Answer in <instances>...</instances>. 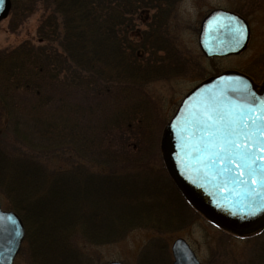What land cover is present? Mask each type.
<instances>
[{"label": "trees", "instance_id": "trees-1", "mask_svg": "<svg viewBox=\"0 0 264 264\" xmlns=\"http://www.w3.org/2000/svg\"><path fill=\"white\" fill-rule=\"evenodd\" d=\"M178 1L13 6L21 19L42 10L38 43L0 54V101L27 146L0 149V194L21 217L33 264H87L81 243H118L136 228L168 232L196 218L162 163L143 91L189 67L168 20ZM58 158L69 166L52 168ZM258 236L246 264H264V232ZM149 254L143 264H170L162 249Z\"/></svg>", "mask_w": 264, "mask_h": 264}, {"label": "water", "instance_id": "water-1", "mask_svg": "<svg viewBox=\"0 0 264 264\" xmlns=\"http://www.w3.org/2000/svg\"><path fill=\"white\" fill-rule=\"evenodd\" d=\"M10 7L11 0H0V22ZM249 37L242 17L217 8L202 19L198 45L207 58H222L241 54ZM261 118L264 79L258 85L242 72L225 70L189 90L161 133L163 163L182 196L212 224L237 236L264 229ZM232 140L240 148L221 151ZM241 155H247V166L238 168L237 164L243 165ZM24 232L20 217L0 204V264H14ZM171 246L173 264H200L184 239Z\"/></svg>", "mask_w": 264, "mask_h": 264}, {"label": "rangeland", "instance_id": "rangeland-1", "mask_svg": "<svg viewBox=\"0 0 264 264\" xmlns=\"http://www.w3.org/2000/svg\"><path fill=\"white\" fill-rule=\"evenodd\" d=\"M31 1L11 0L10 13L0 22V54L12 51L27 41L34 45L38 43L37 26L42 10L37 8L28 16L27 14L23 16V19L19 13L13 12V6L26 7ZM217 8L243 15L247 21L251 34L249 44L241 54L212 59L207 58L199 49L200 23L209 11ZM172 10L168 19L170 31L175 37L178 51L188 60L189 67L182 76L153 81L143 87L155 121L154 134L158 136L161 159L160 140L166 122L172 117L184 95L202 79L207 78L206 75L215 70L222 72L230 69L252 74L259 83L264 79V0H179ZM148 17L145 13L140 15L138 24L141 29L144 28ZM1 104L0 101V149L5 152L11 149L17 153L26 151L27 146L18 140L17 134L13 131L14 124L11 121L13 118L8 116ZM160 157L157 156V163ZM67 160L58 158L51 161L50 165L52 168H67L69 166ZM6 201L0 194V203L5 210L8 208ZM178 238L188 243L200 264H246L248 258L256 253L262 236L258 234L248 238L233 236L227 231L218 230L198 212L191 224L177 230L158 232L153 229L136 228L118 243L99 246L81 243L80 256L86 259L87 264H107L117 260L122 264H143L142 257L147 251L150 253L149 256H152L157 250L162 249L170 258V264H173L171 245ZM23 244L14 264H33L31 255Z\"/></svg>", "mask_w": 264, "mask_h": 264}, {"label": "snow or ice", "instance_id": "snow-or-ice-1", "mask_svg": "<svg viewBox=\"0 0 264 264\" xmlns=\"http://www.w3.org/2000/svg\"><path fill=\"white\" fill-rule=\"evenodd\" d=\"M261 119H264V118H261ZM260 135H261V137H264V131H261ZM226 143H227L228 147L227 148H221V151H230L231 148H236V149L240 148V144L237 143L235 140L228 141ZM261 151L264 152V147L261 148ZM262 158H264V157H262ZM247 159H248L247 155H241L240 160L243 162V165L237 164L236 166L238 168L241 166H247ZM229 162L235 163V160L230 159ZM249 171H250V174L254 175V172L251 168H249Z\"/></svg>", "mask_w": 264, "mask_h": 264}, {"label": "flooded vegetation", "instance_id": "flooded-vegetation-1", "mask_svg": "<svg viewBox=\"0 0 264 264\" xmlns=\"http://www.w3.org/2000/svg\"><path fill=\"white\" fill-rule=\"evenodd\" d=\"M250 76L253 78V75H252V74H251ZM253 79H254L255 81H257L255 78H253Z\"/></svg>", "mask_w": 264, "mask_h": 264}]
</instances>
